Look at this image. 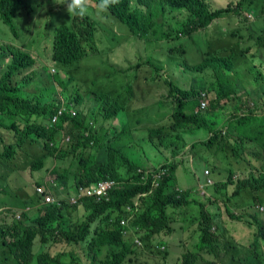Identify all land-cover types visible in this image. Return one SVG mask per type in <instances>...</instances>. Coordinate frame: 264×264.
<instances>
[{"label":"trees","instance_id":"1","mask_svg":"<svg viewBox=\"0 0 264 264\" xmlns=\"http://www.w3.org/2000/svg\"><path fill=\"white\" fill-rule=\"evenodd\" d=\"M23 4L24 0H2L1 17L16 37L19 28L15 19ZM89 4L96 5L98 0H89ZM253 5H259L257 15H254L257 18L263 16L264 0H118L105 11L109 25L114 26L118 19L128 26L133 39L125 38V52L137 58L138 67L151 64L156 58L148 52L153 50L152 46L171 44L167 53L172 63H181L182 79L183 74L207 78L208 84L199 81L200 84L196 85L197 81L192 83V79L188 87L170 82L171 120L167 116L160 117L159 120L169 123L148 131V140L158 151L172 148L176 141L183 142L195 131H205V115H201L203 92L216 93L210 104L211 110H216L224 101L238 100L241 88L237 85L240 80L235 81L236 64L219 73L216 63H264V38H254L253 17L246 8ZM27 10L30 14L33 8L27 5ZM207 29L228 39L232 46L224 52L209 46L202 51L199 60L193 62L187 58L186 48L174 42L192 39L196 33ZM96 32L95 23L88 17H76L69 26L58 28L53 40V64L70 72L75 64L89 56V51H95L99 56L104 51L94 50ZM259 53L263 62L257 59ZM107 55L111 57L109 53ZM7 56H11L13 63H0V131L13 133L15 141L0 136L1 164L9 168L10 178L11 173L20 168L19 165L10 166L14 145L18 148V145L37 143L43 151L41 158L29 162L27 167L32 171L45 168L48 174H57V184L46 181V177L24 181L26 185L19 192L20 207L33 203L36 218L28 222V216H25V222L11 226L9 222H0V244H4L0 245V264H143L147 249L135 246L133 230L139 229L146 234L145 240L151 249L163 232L167 235L174 232L171 216L176 215L174 209L190 203L191 192L176 190L175 173L179 165L170 163L166 167L169 175L160 179V173L155 169L142 170L124 159L119 162L117 154L113 156L110 152L112 145L105 138L112 128H97L94 121L97 113L84 105L85 99L79 96L65 99L62 91H57L51 101L41 102L39 97L38 100L24 98L25 84L33 78L36 62L21 52L1 47L0 61ZM177 56L185 57L180 59ZM146 58L151 60L146 61ZM25 60L29 63H24ZM152 80L154 84L158 81ZM254 80L258 85L264 84V75L259 73ZM97 82L93 80L87 87L95 86ZM61 84L68 89L72 82L70 79L67 84ZM104 109V122L115 121L124 110L116 105H107ZM250 118L247 116L246 124ZM245 136L239 134L238 140L264 150V140L254 144L248 140L246 132ZM215 144L211 138L203 142L205 146ZM105 145L109 152L107 159H101ZM49 158L54 160L50 165L46 164ZM119 163L125 164L127 169H122ZM254 164L256 166L247 167L243 178L236 184L232 180L233 173H230L224 185L216 190L234 184L233 196L246 195L247 202L236 205H246L244 223L247 226L255 223L256 227L253 242L243 246L242 250L254 254L253 261H250L249 254L246 255L248 264H264V254L260 252L261 245H264V214L259 216V208L264 207V163L258 161ZM92 185L96 186L95 193L89 195L87 192ZM36 189L41 192H35ZM151 190L155 191L153 195ZM23 193L25 197L20 198ZM47 198L53 201L47 202ZM249 201L255 206L248 205ZM14 221L17 219L11 222ZM213 227L209 214L201 212L195 251L184 254L180 264H225L222 255L232 247L233 240L224 237L228 232L225 228H220L221 235H217L213 233ZM222 238L226 239L225 244ZM37 240L41 249L38 254L34 251ZM52 246L60 253L51 254L48 249ZM206 255H212L215 260L209 261ZM167 256V253L162 255L163 264H166Z\"/></svg>","mask_w":264,"mask_h":264},{"label":"rangeland","instance_id":"2","mask_svg":"<svg viewBox=\"0 0 264 264\" xmlns=\"http://www.w3.org/2000/svg\"><path fill=\"white\" fill-rule=\"evenodd\" d=\"M63 2L64 0H29L28 2L24 0V4L17 12V18L15 19L19 28L17 33L19 40H16L10 28L3 23L0 17V46L10 47L12 50L22 52L19 51L22 43L26 40H33L35 42L33 47L38 49L37 53L23 52L38 60L35 63L36 68L33 70L35 73L33 78L25 84L27 91L24 93V98L31 97L38 100L39 97L41 102L51 101V97L57 91L58 93L62 91L65 99H68V96H79L85 99L84 105L91 108L92 112L97 113L106 105L122 107L124 110L121 113L120 120L127 123V128L122 135L115 133L110 135L108 142L112 145L110 151L112 155L114 156L116 153L119 162L124 159L131 166L146 171H152L166 158L168 163L179 165L175 173L178 185L182 188H190L198 194L195 196L189 194L190 208L187 211L178 209L177 212L180 214L178 219H175L177 214L175 216L171 215L174 220L173 224L175 223V225H172L174 232L171 235L162 234L158 236L151 249H144L147 251V255L143 264L164 263L162 255L155 250V246L159 243L167 244L169 252L166 260L167 264H180L184 254L195 251L198 243V236L196 235L198 232V219L201 212L209 214V222L212 225H221V228L225 225L228 229L224 237L228 240L232 238L233 245L223 252L222 258L225 257V264H248L246 254L242 252V247L248 246L252 240V234L245 233L247 227L244 223L245 213L243 209L246 205L237 208L230 207L232 202L229 199L226 200V196H233L236 190L234 185L218 190V192H221L222 197L218 196L214 201L209 190L224 185L229 171L234 170L233 161L236 155L243 152L247 148V144L250 143L247 141L242 143L238 140L241 131H245L249 136L248 140L254 144L264 140V89H262L264 84L258 85L254 80L257 74L264 75V63H216L215 65L218 72L222 73L225 69L236 64L234 76L235 81L240 80L237 83L241 88L237 95L239 99L232 103L224 101L217 110H211L206 103H202L201 115H205L210 122L217 124L216 129H220L222 122L224 123L234 113L245 111L255 115L250 118L246 125L238 128L235 126L237 128L236 133L230 130L231 134L228 137L222 136L224 141L229 140L233 146L224 147L222 145L226 142L219 141L212 148L205 147L202 141L207 140L210 134L208 131L203 130L194 132L183 142L176 141L172 148H164L160 152L149 142L148 131L153 127L157 128L160 125H165L162 119H158L160 112H164V115L171 120L172 105L166 101H170L172 96H170V100L166 98V101H164V98L170 95V82L173 81L179 86L188 87L192 79V83L197 81L196 85L200 84L199 81L208 84L207 78L202 75L197 77L195 74H190L189 77V74L182 73L184 76V79H182L181 63H172L171 57L167 53L171 44L165 46L157 43L156 46H152L153 50L149 49L148 52L153 53L156 58H153L151 64L138 67L137 58L125 52L127 47L125 38L133 39L128 26L118 19L117 22H114V26L109 25L106 12L97 15V8L93 5H89L86 16L97 27L94 50L98 48L104 52L96 56L95 51H89V56L80 63L75 64L70 72L61 69L60 66L53 64L51 60L53 40L56 30L60 27L69 26L75 17L71 18L69 16L66 10L67 6ZM27 5L33 8L30 14ZM246 8L249 14L252 7L246 6ZM251 21L253 22L254 38H264V15L258 18L254 17ZM174 43L185 47L187 58L193 62H197L202 51H206L209 46L214 50L218 49L220 52H224V49L232 46L228 39L216 36L211 29L199 31L192 39L177 40ZM108 53L111 57L107 55ZM260 55L261 53L258 54L257 59L259 58L263 62ZM177 57L183 59L185 56ZM147 60L150 61L151 59L146 58ZM190 64L199 65L202 63ZM204 67H206V63H204ZM153 78L158 80L155 84ZM70 79L72 84L68 89H64L61 83L67 84ZM93 80L98 81L96 85L87 87ZM16 82H18L17 79ZM240 83L246 86L245 90L242 89L243 86ZM256 87L259 89L256 90ZM209 93L212 102L216 94L214 92ZM102 113L104 114V112ZM95 123L98 128L102 126L105 129H109L111 125V122H104L102 118H95ZM229 124L233 126L235 122ZM119 125L120 127L123 126L121 123ZM120 127L121 133L123 129ZM225 129H228L226 124L223 126V130ZM162 130L164 131L165 128ZM259 131H262V136H257ZM0 136L7 141L9 139L15 141L13 133L8 131H0ZM14 149L15 153H12L13 161L10 166L19 165L20 168H16L11 173L10 178L9 168L1 164L0 158V207L20 208L19 192L26 185L24 181L32 182L46 177V181L57 184L55 179L57 174H48L45 168L32 171L30 167H27L29 162L41 158L43 151L39 144L18 145V148L14 145ZM108 152V146L102 147L101 159L104 157L107 159ZM254 156V158L264 163L263 149L256 150ZM53 161L52 158H49L46 164L50 165ZM119 164L122 169H127L125 164ZM250 165L256 166L254 163H249L247 167ZM207 171L211 172L209 176L205 175ZM239 175L243 174L239 173ZM204 181L205 183L211 181L212 184L203 187L205 191L199 193V185ZM24 192H26V188ZM208 198L213 201L214 208H209ZM233 198L239 204L247 202L245 194L239 197L233 196ZM248 205L255 206L253 201H249ZM227 208H229L228 213ZM214 212L217 215L225 216L224 221L215 219ZM263 214H260V216ZM195 225H197V229ZM254 225L256 224L254 223ZM214 227L213 233L220 235V230L216 226ZM222 243H226L225 238H222ZM48 250L53 255L60 253L55 246L50 247ZM39 251L40 248L37 243L35 244V252L38 253ZM206 258L209 261L215 260L212 255H207Z\"/></svg>","mask_w":264,"mask_h":264},{"label":"clouds","instance_id":"3","mask_svg":"<svg viewBox=\"0 0 264 264\" xmlns=\"http://www.w3.org/2000/svg\"><path fill=\"white\" fill-rule=\"evenodd\" d=\"M26 2H28L27 0H25ZM116 3H118V0H98V4H96V5H93L95 8H97V12H96V14L97 15H99L100 13H102V12H104V11H106L110 6H112V5H114V4H116ZM63 4H66V6H67V13L69 14V16L72 18L73 16H75L74 17V19L76 18V17H79V18H82V17H88V16H86L87 14H88V10H89V0H64V2H63ZM256 6H259V5H253V6H251L252 7V9L251 10H249L250 11V13H249V16H251V17H255V18H257L256 17V11H257V8H256ZM1 11H2V0H0V17H1ZM254 14H256V15H254ZM89 18V17H88ZM90 19V18H89ZM1 20L3 21V19H2V17H1ZM91 20V19H90ZM3 23H5L4 21H3ZM8 27L10 28V30L12 31V33L14 34V32H13V30H12V28L8 25ZM14 36H15V34H14ZM16 37V36H15ZM16 40H19V36L18 37H16ZM93 40H95V37H94V39ZM29 41H31V42H29ZM34 41L33 40H26L24 43H22V45L20 46V48H19V51H22L21 53H23V52H32V53H37L38 52V49H35L33 46H34ZM1 48V47H0ZM3 48H7V49H10V50H12L10 47H5V46H3ZM13 52H18V51H15V50H12ZM24 55H26V56H28L31 60H33V61H35V62H38V60H37V58H34V57H30L29 55H27V54H25V53H23ZM25 61H28V60H25ZM0 63H6V64H9L10 65V63H13L12 62V58H11V56H7V57H5L4 59H1V61H0ZM5 64V65H6ZM3 75H5V74H3ZM7 75H9V74H7ZM0 77H1V65H0ZM1 79V78H0ZM216 94V93H215ZM202 95L204 96V98H203V100L201 101V108H203L202 107V103H206L207 104V106L210 108V104H211V99H210V93H207L206 91L205 92H203L202 93ZM168 97L169 96H167V97H165V98H167L168 99ZM31 98V97H30ZM166 100V99H165ZM167 102H169L170 104H171V102L170 101H168L167 100ZM172 105V104H171ZM107 106V105H106ZM106 106H104V107H106ZM104 107L100 110V111H98L97 112V114H96V116H95V118H102V120L104 121V119H103V113L102 112H104L105 113V111H106V109H104ZM220 107H218L217 109H219ZM216 109V110H217ZM122 113V112H121ZM121 113H120V115L118 116V118L115 120V121H109V123L111 124L110 125V128H112V130L109 132V134H108V136H106L105 138H106V140L108 141L109 139H110V135L111 134H113V133H115V134H118V135H120V130H119V128L117 129V128H115L113 125H114V123L116 122V121H118V123L120 124H122L123 126L122 127H120V125H119V127L120 128H122V129H125L126 130V128H127V123L125 122V123H123L122 122V120H120V117H121ZM158 118H160V117H158ZM241 118H240V114H232V115H230L228 118H227V120L223 123L222 122V125H221V128L220 129H216V127H217V124H215V123H212V122H210L206 117H205V119H204V122H203V124H204V129H205V131H208V133L210 134V136L208 137V138H211V139H214L215 141H216V143H218L219 141H223V142H230L229 140H227V141H224L223 139H222V136H225V137H228L231 133H230V130H233V131H236V128L234 127V126H231L229 123L230 122H237V121H239ZM95 121V120H94ZM93 123V122H92ZM96 124V123H95ZM224 124H226V126L228 127V129H225V130H223V126H224ZM93 125H94V123H93ZM96 126H97V124H96ZM98 128V127H97ZM109 128V129H110ZM239 134H241L242 136H245V132H240ZM170 163H168V164H165V165H163V166H168ZM155 170H156V173L157 172H160L161 171V168H158V166L156 167V168H154ZM153 169V170H154ZM207 174H208V176L210 175V172L209 171H207L206 172ZM206 175V174H205ZM157 177V176H156ZM243 178V176L242 175H239V174H234L233 175V177H232V180H233V182H234V184H236L240 179H242ZM204 183V186H210L211 184H212V182L211 181H207V183H205V181L203 182ZM91 188H93V189H95L96 188V186L95 185H92V186H90ZM39 189H36V191L35 192H39L38 191ZM32 205V203L30 202V203H28V205H27V207L26 208H24L20 213H16L15 214V218L17 219V221H14V222H9V225L11 226V225H13L14 223H22V222H25V214H27V213H29V210H30V206ZM262 213H264V207H260L259 208V216H260V214H262ZM36 218V217H35ZM35 218H32V217H30V216H28V219H29V221L28 222H31V221H33V220H35ZM173 225V224H172ZM215 226V225H214ZM216 228H218V227H216ZM220 228L221 227H219L218 229L220 230ZM224 228V227H223ZM215 230V227H213V231ZM136 232H138L137 234H136ZM220 235H221V231H220ZM145 237H146V234L145 233H143V232H141L139 229H136V230H133V242H134V244H135V246H138V247H140V248H143V247H145L147 250H149L148 249V242L145 240ZM37 243H38V245H39V248H40V244H39V241L37 240L36 241ZM35 242V244H37ZM41 250V249H40ZM155 250L159 253V254H161V255H163V254H165V253H167V255L169 254V252H168V247H167V245H165V244H157L156 246H155ZM34 251H35V248H34ZM36 253V252H35ZM38 253H40V251L38 252ZM38 253H36V254H38ZM168 257V256H167ZM167 264V263H166Z\"/></svg>","mask_w":264,"mask_h":264},{"label":"crops","instance_id":"4","mask_svg":"<svg viewBox=\"0 0 264 264\" xmlns=\"http://www.w3.org/2000/svg\"><path fill=\"white\" fill-rule=\"evenodd\" d=\"M258 6H256V8H257ZM29 42H31V41H29ZM0 47H2V46H0ZM260 81H262L263 82V80H260ZM259 81V82H260ZM243 87H246L243 83H240ZM257 89H259V88H257L256 87V90ZM166 98H164V101H166L165 100ZM239 99V98H238ZM167 102V101H166ZM232 102H236V101H232ZM231 102V103H232ZM155 104V103H154ZM235 114H240V120L239 121H237V122H235V124L233 125L234 127L235 126H237V128L239 127V126H244V125H246V122H247V116H250V117H254V115H251V113L250 112H238V113H234V115ZM159 117H166V115H164V112H160L159 113ZM164 123H165V125L166 124H168L169 122H166V121H164ZM115 128H119V123H118V121H116L115 123H114V125H113ZM236 128V127H235ZM236 128V129H237ZM196 132V131H195ZM241 132H244V131H241ZM235 133H236V131H235ZM194 134V133H193ZM193 134H191V135H193ZM262 135V131H259L258 133H257V136H261ZM190 136V135H189ZM188 137V136H187ZM186 137V138H187ZM205 140H203L202 141V144H203V142H204ZM205 146V145H204ZM212 146L213 145H210V146H205V147H211L212 148ZM222 146H224V147H227V146H233L232 145V143L231 142H227L226 144H223ZM258 149V146L257 145H251V146H247V148L245 149V150H243V152H241V153H239V154H237L236 155V157H235V159H234V161H233V163H234V170H230L229 171V174L230 173H233V175L234 174H239V173H242V174H244V172L246 171V169H247V165H249V163H257L259 160H257V158H254L255 156H254V153H255V151ZM165 155V154H164ZM173 159H175V158H173ZM165 164H168V160H167V158L165 159V161L164 162H162L161 164H159L158 165V168H161V171L159 172L160 174L158 175V177L161 179L162 177H167L168 175H169V170H166V167H169V165L168 166H163V165H165ZM167 174V175H166ZM210 174H211V172H210ZM229 174H228V176H229ZM206 175L208 176V174L206 173ZM228 178V177H227ZM225 181H227V179L225 180ZM232 185H234V184H232ZM235 186V185H234ZM203 187H205L204 186V183H201L200 185H199V193L201 192V191H205V190H203L204 188ZM227 187H229V186H227ZM227 187H225V188H227ZM176 190L179 192V193H182L183 191H187V192H191V196H195V195H197L198 193L197 192H194L192 189H190V188H182V187H180L179 185H178V183H177V179H176ZM192 192H194V193H192ZM34 193V192H33ZM155 193V191H152L151 190V195H153ZM209 193H210V195H211V197H212V199H213V201L215 200V199H217V197L218 196H221L222 197V195H221V192H218L217 190H216V187L215 188H212L211 190H209ZM149 196V195H148ZM23 197H25V195L23 194ZM20 198H22V197H20ZM227 199H230L231 200V205H230V207H233V208H237V206L238 205H236V203H237V201L233 198V196H229V195H227L226 196V200ZM208 201H212L211 200V198H208ZM212 201V202H213ZM27 205L28 204H25V205H23L22 206V208L20 207V208H17V207H10V206H1L0 207V217H1V221L0 222H4V221H6V222H11L12 221V219H14L15 218V214L16 213H20L24 208H26L27 207ZM33 207H34V204L32 203V205L30 206V210H29V213H27V214H25V216H30V217H32V218H35L36 216H35V214H34V209H33ZM190 208V203H187L185 206H183V207H181V208H176V209H174V211H175V213L177 214V216H175V219H178L179 218V213L177 212L178 211V209H183L184 211H187L188 209ZM209 208H214V205H212V203L210 202L209 203ZM213 215H215V219H217V220H220V221H224V219H225V216H219V215H217V213L216 212H214V214ZM129 218H130V216H129ZM200 218V217H199ZM131 219V218H130ZM132 219H133V217H132ZM196 226V229H197V225H195ZM216 227H220L221 225H215ZM230 226H232V225H230ZM175 227V226H174ZM246 227H247V231H245V233L246 234H248V235H250V234H252V240H251V242L250 243H252L253 242V240H254V238H253V235H254V231H255V227L256 226H247L246 225ZM224 228L226 229V230H228L227 228H226V226L224 225ZM184 229V228H183ZM163 234H165L164 232H163ZM0 245H4V244H0ZM165 245H167V244H165ZM264 245H261V248H260V252H262L263 254H264ZM242 252H243V254H249V257H250V261H253L254 260V254L251 252V251H247V250H242ZM247 252H250V253H247ZM207 256V255H206Z\"/></svg>","mask_w":264,"mask_h":264},{"label":"built area","instance_id":"5","mask_svg":"<svg viewBox=\"0 0 264 264\" xmlns=\"http://www.w3.org/2000/svg\"><path fill=\"white\" fill-rule=\"evenodd\" d=\"M94 190H95V189H93V188H90V189L88 190V192H87V193H88L89 195H93V194L95 193V191H94ZM38 191H39V192H41V190H40V189H39ZM46 201H47V202H52L53 200H52L51 198H47V199H46Z\"/></svg>","mask_w":264,"mask_h":264}]
</instances>
